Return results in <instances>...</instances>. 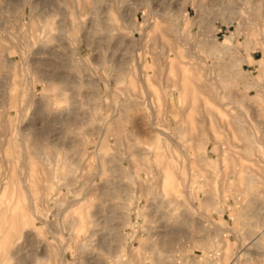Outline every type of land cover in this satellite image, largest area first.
Listing matches in <instances>:
<instances>
[{
    "label": "rangeland",
    "instance_id": "1",
    "mask_svg": "<svg viewBox=\"0 0 264 264\" xmlns=\"http://www.w3.org/2000/svg\"><path fill=\"white\" fill-rule=\"evenodd\" d=\"M90 2L0 0V264H264V0Z\"/></svg>",
    "mask_w": 264,
    "mask_h": 264
},
{
    "label": "bare ground",
    "instance_id": "2",
    "mask_svg": "<svg viewBox=\"0 0 264 264\" xmlns=\"http://www.w3.org/2000/svg\"><path fill=\"white\" fill-rule=\"evenodd\" d=\"M84 4H85V6H90L91 5V2H90V0H84ZM170 31H172V29Z\"/></svg>",
    "mask_w": 264,
    "mask_h": 264
}]
</instances>
